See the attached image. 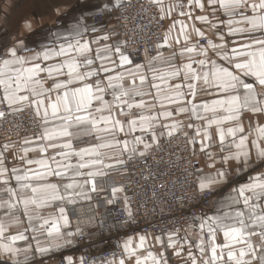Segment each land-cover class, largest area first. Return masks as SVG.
Instances as JSON below:
<instances>
[{"label":"snow or ice","instance_id":"6c2138e0","mask_svg":"<svg viewBox=\"0 0 264 264\" xmlns=\"http://www.w3.org/2000/svg\"><path fill=\"white\" fill-rule=\"evenodd\" d=\"M84 2L81 0V3ZM150 3L160 8L161 19L170 17L176 8L184 7L178 2L165 9L163 0H150ZM187 4L201 10L207 7L214 19L220 15L225 17L218 19V23H210L220 42L214 43L211 38L205 37L204 31L194 28L196 36L207 39L206 45L198 43L182 49L180 54L198 53L203 58L192 60L190 57V62L159 74L151 64L148 70L152 72L153 81L162 82L151 85L156 89L155 99L161 109L165 108V104L175 105L177 114L190 113L192 118L202 121L201 125H187L195 129L192 137L183 133L187 143L193 145L194 154L197 143L201 152L209 149L213 143L211 128L215 126L219 152L206 151L210 161L208 167L213 170L203 172L196 169L199 174L195 177L193 194L204 197L206 193L217 192L231 184L236 173L264 165V125L258 124L253 136L251 130L245 133L241 123L243 113L264 114V0H187ZM120 6L121 0H115L114 4L112 0H106L95 10L106 14L110 7ZM249 11L251 14H248ZM180 15L192 18L184 11ZM87 19L83 13L75 17L67 30L68 35L59 44L53 42L30 49L24 41H18L0 51V104L8 109L0 110V120L8 116L20 117L21 113L31 109L29 124H35L40 130L32 138L20 142L22 155L19 159L27 167L9 170L6 153L11 151L13 159L17 158L15 143L6 141L0 145V184L3 185L0 187V209L4 210L0 215V264H32L37 257L72 244L74 236L83 235V229L62 231L61 221L63 225L69 223L65 207L58 209V219L51 220L43 218L34 209L54 202L75 204L90 200L89 192L95 191V176L105 175L106 170L115 167H125L135 157L146 156L153 147L159 149L162 137H172L184 127L181 121L173 120L170 124L160 122V116H173V112L168 110L159 114H140L126 123L116 118V109H119L120 115L130 116L132 109L143 110L147 106L142 97L149 93L136 85L137 79L141 86L147 80L143 74L144 66L134 64L131 53L121 51L122 46H127L126 42L116 43L114 54L119 58L118 65L112 59L110 45L97 48L93 59L90 45L95 41L85 39L89 30ZM195 19L209 23V15H199ZM176 24H180V34L188 41L187 26L182 20L174 21L169 31ZM221 28L227 29L226 34ZM91 31H95L94 26ZM234 36H239L240 40L232 41L235 46L230 47L229 38ZM56 39L60 37L57 35ZM97 39L108 40L109 36L105 34ZM167 41L168 34L165 35V44ZM209 50L215 59L209 56ZM28 51L33 54H20ZM95 61H99V67L95 66ZM193 64H197L198 68H194ZM117 67L121 71H115ZM181 74L183 83H167ZM90 78H94L95 82L90 83ZM125 79L130 80V86H125ZM49 81L51 87L46 86ZM197 82L203 87H198ZM201 93L214 98L197 103L196 97ZM109 94L111 101L105 99ZM189 96L191 99L187 98ZM137 97L141 99L137 100ZM125 108L129 111L125 112ZM22 123L23 118L20 117L19 122L13 121L11 126L19 129ZM225 124L231 126L225 127ZM157 128L160 129L159 134ZM137 131L141 134L135 135ZM121 134L125 138L121 139ZM129 136L132 139H128ZM77 144L84 146L77 148ZM140 145L142 149L138 147ZM50 149L58 151L47 157ZM104 149L114 150V155L108 158L110 163L104 159ZM32 151H39L42 158H28ZM217 159L220 167H216ZM232 161L236 163L235 172L230 171ZM33 164L38 167L33 169ZM11 181H15V186ZM120 191L124 189H112L113 196ZM112 202L108 201L109 204ZM213 204L214 214L192 217L194 222L200 221V239L195 245L188 241L187 236L182 238L183 243H179V230L167 234V247L174 249L173 255L182 256L183 247L187 244L186 260L191 264H264V174L249 177L248 182L233 187L226 197L213 200ZM241 204L243 208L238 207ZM124 206L127 219L131 221L133 214L127 197ZM21 215L27 219L28 227L9 234L10 227L22 223ZM36 222H39L38 227ZM192 227L197 225L194 223ZM27 231L33 233L31 240L35 242L34 248L31 243L17 246L18 241L29 240L25 235ZM218 233H222V244L216 242ZM44 234L48 239L46 244L40 241V236ZM254 237L259 238V243L254 242ZM155 239L161 243V236ZM145 243L146 236L139 235L138 243L133 247L129 237L123 242L121 256H114L103 264H127L129 259L133 264H146L147 261L168 264L164 250L158 255L148 251L146 256H140L138 250L143 249ZM21 256L22 259L19 258ZM65 260L67 264H73L72 257H65Z\"/></svg>","mask_w":264,"mask_h":264},{"label":"crops","instance_id":"0c3cea01","mask_svg":"<svg viewBox=\"0 0 264 264\" xmlns=\"http://www.w3.org/2000/svg\"><path fill=\"white\" fill-rule=\"evenodd\" d=\"M125 1H129V0H121V3ZM145 1L150 2V0H145ZM105 2L106 0H85L84 3H81V0H0V51H4L7 48L12 47L18 41H24L27 47L30 49H36L41 45L51 44L53 42L59 44L63 42L64 37L68 35L67 30L70 27V25L74 22V18L79 16V14L83 13L85 16L88 17L86 23L89 26V30L87 31L85 39H88L90 41H95V43H92L90 45L91 47L90 55L94 59L97 48H102L104 45H110L113 49L112 59L118 65L119 58L114 54V49L116 47V43L122 42V40L120 39V37L116 32L114 21L111 18V10L114 7H110L106 14L95 10L98 5H102ZM178 2L182 4L184 7L176 8L171 12L170 17L166 16L164 18L165 35L168 34L167 44H165V36H164L163 41L159 44L161 45V47L159 48L157 47L154 52H145L141 58L135 57L133 55H131L130 57L133 60L134 64H141L144 66L143 74L146 75L147 80L145 84L141 86L139 80L137 79L136 85L137 87H142V90L145 91L146 93H149L148 95L142 97V99L146 101L147 106L143 110L135 109V108L132 109L130 116L120 115L119 109H116L115 112H116V118L126 123L128 119L134 118L140 114H144V115H148L151 113L159 114L162 110L172 111L173 112L172 117L160 116V122L170 124L173 122V120L181 121L184 127L181 129L180 132L181 133L186 132L189 137H192L195 134V129L194 128L190 129L187 127V125L189 123H192L193 125H201L202 121L192 118L190 116V113L177 114L175 112V107H176L175 105L165 104V108L161 109L159 102L155 99L156 89L152 88L151 85L153 83L162 84V82L160 80L153 81L151 79L152 72L148 70V66L149 64H151V67L154 70H156L157 74H159L171 70V67H180L184 63L190 62V57L192 60H199L203 58L198 53H193V54L184 53V55L182 56L180 52L182 49L191 47L198 43L206 45L207 43L206 38H211L214 43H219L220 41L218 39V35L215 34V30H211L210 23L213 22L218 23V19H225V17H223V15H220L218 19H214L209 14L210 10L207 7L204 10H201L199 8H196L194 5L189 6L187 4V0H163V5L165 9H167L169 5H175ZM202 2H205V0H202ZM112 3L114 4L115 0H112ZM181 11L190 13L192 18L189 19L188 15L181 16L180 15ZM248 14H251L250 11ZM199 15H209V23L196 20L195 17ZM179 20H182L184 24L187 26L186 32L189 34L188 41H185L183 36L180 34L181 32L180 24H176L175 28L169 31L170 25H172L174 21H179ZM83 22L84 21L82 20V23ZM93 26L95 27V31H91V27ZM194 28H199L201 29V31H204L206 38H201L196 36L194 32ZM221 31L226 34L227 29L221 28ZM105 34H108L109 36L108 40L97 39V37H103ZM57 35L60 37L59 40L56 39ZM201 39H206V42L201 43L200 42ZM239 40H240L239 36H234L229 38V46L230 47L235 46V44H233L232 41H239ZM121 51L126 54L129 53L124 48V46L121 47ZM20 54L30 56L33 53L28 51V52H21ZM209 56L213 59L216 58L211 52V50H209ZM154 57H156V59H153ZM95 66L99 67V61H95ZM193 67L198 68V65L193 64ZM115 71L118 72L121 71V69L117 67ZM100 78L103 79V75H101ZM89 82L94 83L95 82L94 78H90ZM130 83L131 82L129 79L124 80V84L126 87L130 86ZM167 83L170 85L183 83V74H181V76L178 78H173L168 80ZM197 84L198 87H203L202 83L197 82ZM46 86L51 87V81L47 82ZM184 91L186 92L187 89L185 88ZM187 98L191 99L190 96ZM212 98H214L212 95H205L204 93H201L196 97V102L200 103L201 101L210 100ZM105 99L111 101L112 96L110 94L106 95ZM136 99L139 100L141 99V97H137ZM95 106L98 107L99 105H95ZM124 110L125 112L129 111L127 108H125ZM104 114L106 115L107 113ZM241 123L243 124V127L245 129V133H248L251 130L252 135L254 136L256 134L254 131L256 126L258 124L264 125V114L243 113ZM228 126L231 125L225 124V127ZM126 130H127V126H126ZM159 131L160 129L157 128V134H159ZM211 133H212L213 143L210 144L209 149H207L206 151H211L212 153H218L219 142L216 136L215 126L211 128ZM140 134L141 133L139 131L135 133V135H140ZM120 138L123 139L125 137L123 136V134H121ZM127 138L132 139V136H129ZM24 139L25 138H20L16 140L7 141L9 143H13V142L15 143L16 146L15 150L17 153L16 159H13V155L11 151L6 153L7 156L6 167L9 170H11V168L13 167H17V168L27 167L23 165L19 159V156L22 155V153L20 152V148H21L20 142ZM148 139L150 141V137ZM4 143H0V145H3ZM81 146L84 145L83 144L76 145L77 148ZM29 147H34V145H29ZM138 147L142 149V145ZM54 151H58V150L50 149L47 152L46 156L51 157L54 154ZM206 151L205 152L200 151L199 143L195 145V155L200 161V167L203 170V172H209L213 170L208 167L210 161L207 159ZM225 151H229V149H225ZM103 152H104L105 161L110 163L111 161H109L108 158L114 155V150L104 149ZM28 158L36 160L42 157L39 151H32L28 154ZM31 167L33 169H36L38 166L33 164ZM216 167H220L219 159H217ZM235 169H236L235 161L230 162V171L235 172ZM256 174H264V165L255 167L248 172L241 171L239 173H236V178L233 179L231 184L221 187L215 193V195L212 198V203L210 208L206 211V213L203 216L212 215L215 213V206L213 204V200H220L226 197L233 187L238 186L241 183L248 182V178ZM93 179H94L95 191L89 192L91 199L93 197V194L99 191V193L102 195L109 194L113 199H121L122 201H125L126 196L123 191L117 192L115 196H113L112 189L120 188L114 184L115 181L120 180V176L117 175V170H113V168L106 170L105 175H97ZM52 182L55 183L56 180H52ZM11 184L12 186H15V181H11ZM2 186L3 185L0 184V187ZM90 200L78 201L75 204H68L66 202L64 204H61L60 202H54L51 205L45 206L41 209L38 210L34 209V211L38 212V214L43 218H48L51 220V219H58L59 218L58 209L60 207H65L69 223L67 225H63V222L61 221L62 231L75 232L77 228H82L83 233H86L95 230V225L90 224V225L74 227L71 223L69 213L66 209V205H81V204H85L86 202H89ZM238 207L243 208V205L241 204ZM3 211H4L3 209H0V215L3 214ZM21 219H22V223L9 228L8 230L9 234H15L19 231H23L25 228L28 227L27 219L23 218L22 215H21ZM199 222L200 221L197 222L196 224L197 227L195 228L192 227V225H190L178 231V236L181 238L179 243H183L182 238H184L185 236H187L188 241L192 245H195L198 242V240L200 239V231L198 228ZM36 226L37 227L39 226V222H36ZM25 235L29 237V240L18 241L17 246L24 247L26 244L31 243L34 248L35 242L31 240L33 233L31 231H27L25 232ZM139 235L146 236L145 247L143 249L138 250L140 256L142 257L146 256L148 251H151L154 254L158 255L162 250H164L166 252L168 264H191L190 261L186 260L188 245L187 244L184 245L183 247L184 254L182 256H175L173 255L174 249L167 247L168 245L167 236L166 237L161 236L162 238L161 243H157L155 239L156 236H158L157 234L137 233L126 237L122 241V245L127 238L131 237L132 246L135 247V245L138 243ZM76 236L73 237L74 242L72 244L65 245L58 249H54L50 253L44 255L43 257H37L32 261V264H55L56 255H58L57 253L59 252L64 255V259L65 257H69V256L72 257L73 264H81L80 256L78 255L74 247ZM253 240L256 243H259L258 237H254ZM40 241L42 244L48 243L46 234L40 236ZM216 242L220 244L224 242L222 233L217 234ZM193 251L197 256H199V253L195 248H193ZM19 258L22 259V256ZM127 264H133V261L129 259L127 261ZM146 264H151V262L147 261Z\"/></svg>","mask_w":264,"mask_h":264},{"label":"built area","instance_id":"2783aa9c","mask_svg":"<svg viewBox=\"0 0 264 264\" xmlns=\"http://www.w3.org/2000/svg\"><path fill=\"white\" fill-rule=\"evenodd\" d=\"M160 17V8L145 0L125 1L111 10L116 32L127 44L124 48L139 58L145 52H154L162 42L165 20ZM0 110L8 109L0 104ZM31 114L30 109L20 114L23 123L19 129L12 127L11 122H19L20 117L0 120V143L38 134L36 125L29 124ZM196 169H201L200 161L193 153V146L179 132L163 137L159 149L153 147L146 156L135 157L125 167L113 168L120 176L114 184L123 188L128 198L131 221L127 219L125 201L99 191L85 204L66 205L74 227L95 225V230L75 238L80 262L103 264L114 256L120 257L122 241L137 233L166 237L170 232L197 224L199 220L194 222L192 217L206 213L216 192L206 193L204 197L193 194L195 177L199 174ZM109 200L113 202L109 204ZM204 238L207 239L206 234ZM55 264H67L63 254L58 253Z\"/></svg>","mask_w":264,"mask_h":264},{"label":"rangeland","instance_id":"374dc122","mask_svg":"<svg viewBox=\"0 0 264 264\" xmlns=\"http://www.w3.org/2000/svg\"><path fill=\"white\" fill-rule=\"evenodd\" d=\"M164 36H165V35H164ZM162 41H163V40H162ZM200 42H201V43H205V42H206V39H204V40L201 39ZM1 143H4V142H1ZM74 247H75V246H74ZM75 250H76V249H75ZM59 253H60V252H59ZM57 254H58V253H57ZM56 256H57V255H56Z\"/></svg>","mask_w":264,"mask_h":264}]
</instances>
